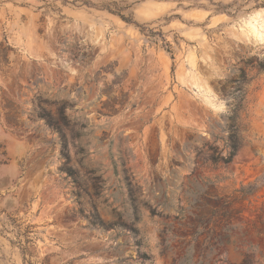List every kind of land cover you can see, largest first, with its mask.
Here are the masks:
<instances>
[{"label": "rangeland", "instance_id": "rangeland-1", "mask_svg": "<svg viewBox=\"0 0 264 264\" xmlns=\"http://www.w3.org/2000/svg\"><path fill=\"white\" fill-rule=\"evenodd\" d=\"M250 26L264 0H0V264H264ZM207 181L251 186L230 225Z\"/></svg>", "mask_w": 264, "mask_h": 264}, {"label": "trees", "instance_id": "trees-1", "mask_svg": "<svg viewBox=\"0 0 264 264\" xmlns=\"http://www.w3.org/2000/svg\"><path fill=\"white\" fill-rule=\"evenodd\" d=\"M124 19V18H122ZM167 53H170L168 50ZM235 101L238 102L239 105L241 102L240 98H235ZM240 106V105H239ZM231 121H234V116L230 118ZM240 144L239 139L237 137V127L234 124H231L228 127V135H227V153L226 155H221V153L217 152V149L215 148H209L208 151L210 153L209 161L216 165V164H223L227 165L232 162L233 158L236 156L238 150H239ZM208 182V181H207ZM214 183H207V189L208 191H211L212 194L208 195L206 197V202L209 203L210 207L212 205L215 207V214L222 219L226 225H230L229 221L232 219V211L228 210L232 203L237 202H245L251 196L250 188L251 186H241L238 190H234L232 194L229 197H219L214 195V191L212 189V186ZM224 209V210H223ZM223 231L225 233H228L229 229L224 228ZM228 243L227 237L223 238Z\"/></svg>", "mask_w": 264, "mask_h": 264}, {"label": "bare ground", "instance_id": "bare-ground-1", "mask_svg": "<svg viewBox=\"0 0 264 264\" xmlns=\"http://www.w3.org/2000/svg\"><path fill=\"white\" fill-rule=\"evenodd\" d=\"M262 28H263V25H262ZM249 33L251 34V35H253V36H256V37H259L260 39H264V33L262 34V33H260L258 30H256L255 28H254V26H250L249 27Z\"/></svg>", "mask_w": 264, "mask_h": 264}]
</instances>
